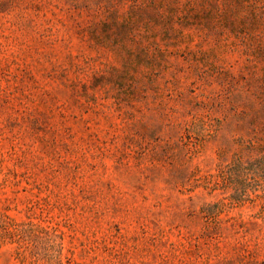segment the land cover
<instances>
[{
	"label": "rangeland",
	"instance_id": "374dc122",
	"mask_svg": "<svg viewBox=\"0 0 264 264\" xmlns=\"http://www.w3.org/2000/svg\"><path fill=\"white\" fill-rule=\"evenodd\" d=\"M106 16L0 0V264H264V62H131Z\"/></svg>",
	"mask_w": 264,
	"mask_h": 264
},
{
	"label": "trees",
	"instance_id": "16d2710c",
	"mask_svg": "<svg viewBox=\"0 0 264 264\" xmlns=\"http://www.w3.org/2000/svg\"><path fill=\"white\" fill-rule=\"evenodd\" d=\"M70 1L80 8L104 10L107 21L102 26L108 33L99 40L113 39L131 62L141 64L154 56L167 62L169 48L190 41L185 30L191 29L218 49L264 62V0H117L129 7L124 18L118 15L115 0ZM241 145L250 153H262V146L252 142Z\"/></svg>",
	"mask_w": 264,
	"mask_h": 264
}]
</instances>
